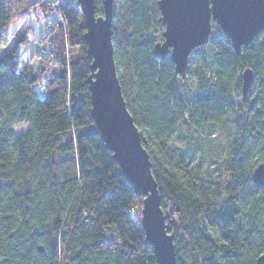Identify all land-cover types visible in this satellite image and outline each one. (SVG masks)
Segmentation results:
<instances>
[{"label":"trees","instance_id":"trees-1","mask_svg":"<svg viewBox=\"0 0 264 264\" xmlns=\"http://www.w3.org/2000/svg\"><path fill=\"white\" fill-rule=\"evenodd\" d=\"M76 1L0 0V37L35 8L58 19L41 40L37 68L18 66L17 46L0 57V264H155L130 214L142 197L90 117L91 59ZM112 1L116 74L176 264H255L264 252V184L251 179L264 163V31L239 54L221 32L210 35L188 58L198 56V66L181 78L168 55L153 53L163 29L158 0ZM244 69L254 79L238 102ZM19 125L23 132L13 133ZM219 125L229 131L225 155L204 170L188 152Z\"/></svg>","mask_w":264,"mask_h":264},{"label":"water","instance_id":"water-1","mask_svg":"<svg viewBox=\"0 0 264 264\" xmlns=\"http://www.w3.org/2000/svg\"><path fill=\"white\" fill-rule=\"evenodd\" d=\"M180 8L177 12L183 20L187 45L181 53L175 54V49L169 47L167 41V26L162 23L167 19L164 0L157 1L160 14L159 22L163 26L162 41L154 45L153 53L159 59L169 56L174 73L181 78L185 77L188 58L193 50L208 43L211 30L205 36L204 24L206 17L204 6L206 0H178ZM216 18L222 25L221 34L227 38L234 53L239 54L242 47H247L261 32L264 31V0H217ZM77 7L82 15L86 55L91 59V74L87 79L90 103V117L99 134L101 142L107 151L112 153V159L118 165L126 182L133 188L136 196L142 197L140 225L145 239L152 246L155 264H176L173 235L167 231L166 217L160 208V194L157 184L151 173V164L148 154L143 148L140 134L135 127L130 114L126 109L121 88L116 74L113 60V46L111 41V26L113 1L103 0V14L95 13V0H77ZM214 21H210V25ZM96 25H103L102 31L106 35V46L102 53L94 48L86 39L90 29ZM103 65L104 87L101 91L97 86L100 81V65ZM254 79L251 69H244L241 73V100L244 101ZM264 169V163L258 164L252 171L251 179L256 186H262L258 173ZM151 212L144 205L148 203ZM167 241L161 248L157 239L159 236ZM255 264H264V252L256 259Z\"/></svg>","mask_w":264,"mask_h":264},{"label":"rangeland","instance_id":"rangeland-1","mask_svg":"<svg viewBox=\"0 0 264 264\" xmlns=\"http://www.w3.org/2000/svg\"><path fill=\"white\" fill-rule=\"evenodd\" d=\"M32 3L29 8L35 6V4ZM30 10L31 9H29V11ZM57 20V15L55 13H50L44 17L39 12V9L35 8L31 10L28 17L25 16L22 19V22H18L17 20L11 21L7 25L4 34L0 37L2 43L0 46V57L5 56L12 47L17 46L18 66L21 67L31 63L32 67L37 68L39 65V53L43 55L45 48L41 40L52 27L51 23L56 22ZM162 31L163 29L160 33H162ZM219 33L220 32L215 35H218ZM211 35L214 34L211 33ZM21 36L24 37V42H19ZM158 36L160 35L158 34ZM160 41H162V38L158 40V42ZM198 60V56L191 57L190 60H188L187 69L190 67L191 71L196 68L198 66ZM49 72L54 74L58 72V69L51 66ZM187 77H191L188 84H190V88H193L194 77L189 76L188 74ZM240 100L241 98L239 97L237 101L239 102ZM24 128V125H19L12 128V132L21 133ZM228 134V127L224 125L217 126L211 135L201 134V140L198 141L199 143L197 146H193V150L188 152L191 162L195 165H201L204 170L208 169L209 171H212V169H215L217 163L225 155ZM130 214L136 223L140 224L141 204L134 205Z\"/></svg>","mask_w":264,"mask_h":264},{"label":"snow or ice","instance_id":"snow-or-ice-1","mask_svg":"<svg viewBox=\"0 0 264 264\" xmlns=\"http://www.w3.org/2000/svg\"><path fill=\"white\" fill-rule=\"evenodd\" d=\"M165 9H162L163 11L167 12V19L163 17L162 23H164L167 26V41L169 44V47L172 49H175V54L178 52L181 53L182 49L187 45V36H186V30L183 23V20L181 19V14L177 12V9L180 8V4L178 0H164ZM217 0H206L205 6H204V14L206 17V22L204 24L205 28V36L209 34V31L211 30L212 34H217L218 32H222L223 28L222 25L219 23L218 19L216 18V11L218 7ZM210 21H214L210 25ZM103 25H96L90 29L89 34L86 35V39L88 42L96 48L100 53L103 52L105 46H106V35L102 31ZM228 40V39H226ZM100 76L97 77V79L100 81L99 85L97 86L101 91H103L104 87V70L103 65H100ZM258 179L261 183H264V169L261 170L260 173L257 174ZM145 200L148 201L144 205V213L146 212V209L151 212L150 220L152 219L153 212L151 209H149V205H152L151 201L148 200V196H145ZM157 243L161 248H164L167 241H165L161 236L158 237Z\"/></svg>","mask_w":264,"mask_h":264}]
</instances>
